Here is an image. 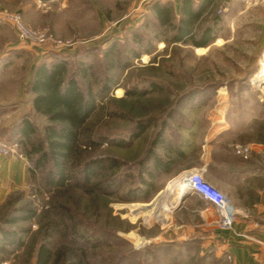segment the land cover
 Masks as SVG:
<instances>
[{
	"label": "rangeland",
	"instance_id": "rangeland-1",
	"mask_svg": "<svg viewBox=\"0 0 264 264\" xmlns=\"http://www.w3.org/2000/svg\"><path fill=\"white\" fill-rule=\"evenodd\" d=\"M151 2L35 0L40 13H31V22L21 11L10 10L21 13L28 26L46 29L55 39L74 43L71 46H56L52 42L30 45L34 68L42 61L65 57L71 73L78 76L85 88L91 85L98 91L105 78L115 80L113 90L98 101L99 108L90 119L89 128L95 139L99 135L109 140L122 139L137 121L154 118V125L130 146L110 144L108 140L87 148L85 155L115 157L124 164H133L146 152L164 120L170 128L166 135L172 143L180 137H189L193 127L196 150L181 160L174 171L160 177L161 189L149 201L132 202L121 197H126V191L136 184L133 177L125 180L124 189L118 193L115 189L114 193L88 192L74 182L67 190L45 188L42 182L45 172L39 170L32 176L29 168L34 162L24 155L25 147L16 148L8 158L26 161V184L6 190L0 181V227L28 232L21 248L9 246L0 250V264L36 263L37 251L44 239L39 230L49 220L60 219L56 217L58 205L68 207L78 228L90 237L88 244H81L90 256V264H187V254L198 255L201 251L197 241L175 243L171 234L174 230L171 221L188 193L179 175L199 162L201 144L213 127L229 123L234 129L236 124L249 121L251 103L255 105L259 89L264 86V81L253 82L262 68L264 45L251 39L254 32L251 26L264 19V10L255 8L243 15L231 14L217 25L219 39L205 47H195L151 42ZM112 43H115L113 50L109 47ZM150 46L153 51L145 52ZM152 83L157 84L158 90L151 91ZM144 89L150 92L140 97L127 95L129 91ZM35 121L37 133L32 141L37 142L46 119L38 116ZM10 129L0 125V138L9 137ZM229 133L231 139L237 137L236 133ZM125 169L123 166L122 170ZM136 174L134 168L131 175ZM6 184L9 183L6 181ZM192 204L199 203L195 199ZM19 207L36 209L40 217L5 224V219L13 217L14 209ZM50 229L53 234L50 242L56 250L64 242L61 236L64 228L59 223ZM173 244H179L178 248Z\"/></svg>",
	"mask_w": 264,
	"mask_h": 264
},
{
	"label": "trees",
	"instance_id": "trees-1",
	"mask_svg": "<svg viewBox=\"0 0 264 264\" xmlns=\"http://www.w3.org/2000/svg\"><path fill=\"white\" fill-rule=\"evenodd\" d=\"M150 7L153 14L151 20L153 36L152 41L150 40L152 43L164 41L172 45L190 44L205 47L217 37L216 29L212 25L197 31L196 24L206 6L198 7L193 0H183L179 17L168 1L153 0ZM212 19L216 22L218 15L213 14ZM135 38L138 39V36ZM141 40L142 37L139 41ZM114 44L109 45L111 50ZM152 48L150 46L145 52L151 53ZM114 83L115 80L108 77L103 80L98 91H94L91 85L85 88L78 76L71 73L68 59L65 57H58L50 62L42 61L35 66L29 90L34 95L35 114L46 119L42 137L37 142L32 141V137L37 133L36 116L31 119L27 115L10 125V136L4 139L17 143V149L25 147L24 155L34 162V166L29 168V173L36 176L39 170L44 171L42 182L45 188L67 190L74 182L84 191L114 193L115 189L118 193L124 189L125 180L133 177L136 184L126 191V197L122 196L121 200L149 201L154 193L161 189L158 183L160 177L174 171L181 160L187 159L196 150L194 143L196 132L193 127L189 131V137H180L178 141L172 143L166 135L170 128L164 120L151 139L146 152L133 164H124L115 157L85 155L87 148L96 147L109 140L105 135H99L95 139L89 122L99 108L98 101L113 90ZM152 85L154 88L151 91L158 90L156 83ZM149 92L148 89L133 90L127 92V95L140 97ZM172 114L171 112L168 117H172ZM153 125L154 118L139 120L127 136L118 140L112 138L109 143L130 146L142 138ZM123 166L126 167L125 170H122ZM134 168L137 174L131 175ZM57 209L56 217L60 219L49 220L39 230L43 233L44 239L39 245L35 264L58 262L90 264V256L81 245L88 244L90 237L84 230L78 228L68 207L58 205ZM38 217L40 214L36 209L19 207L14 209L13 217L5 219V224ZM59 223L64 228L61 233L64 242L54 250L50 242L53 237L50 228L54 229ZM27 232V229L0 227V250H6L9 246L21 248L25 244Z\"/></svg>",
	"mask_w": 264,
	"mask_h": 264
},
{
	"label": "crops",
	"instance_id": "crops-1",
	"mask_svg": "<svg viewBox=\"0 0 264 264\" xmlns=\"http://www.w3.org/2000/svg\"><path fill=\"white\" fill-rule=\"evenodd\" d=\"M167 1L179 17L183 0H162ZM193 2L198 7L206 6L196 24L197 31L212 25L218 39L217 25L224 23L231 14L243 15L255 8L264 10V0ZM10 10L21 11L28 21L31 13H40L35 0H0V125L4 127L27 115L31 119L37 117L33 107L34 95L29 90L34 71V53L30 45L18 40L13 27L4 21L3 14ZM213 14L218 15L216 22L212 19ZM256 24L255 27L251 26V31L254 30L251 39L259 40L257 43L264 45V19H259ZM251 106L249 121L236 124L234 129L227 123L217 125L209 131L199 150V162L191 167L204 169L206 180L230 197L238 215L234 230L222 229L218 224L214 205L200 195L188 192L182 207L176 211L171 221L174 227L171 234L175 243L184 240L200 244L201 251L198 255L187 254V264L190 260L192 264H264V244L246 241L238 235L241 232L248 233L264 242V86L259 89L255 105L251 103ZM229 132L236 133L237 137L231 139ZM238 144L251 146L248 157L237 154L235 146ZM26 164L23 158L4 157L0 160L3 189L11 190V187L26 184ZM183 167L180 169H184ZM195 199L198 205L192 204ZM176 206L178 204L174 205ZM178 245L173 244L175 248Z\"/></svg>",
	"mask_w": 264,
	"mask_h": 264
},
{
	"label": "built area",
	"instance_id": "built-area-1",
	"mask_svg": "<svg viewBox=\"0 0 264 264\" xmlns=\"http://www.w3.org/2000/svg\"><path fill=\"white\" fill-rule=\"evenodd\" d=\"M151 1L153 0H142V3L148 4ZM3 19L13 27L18 40L23 43L33 46H42L49 42L56 46H71L74 44L72 41L55 39L46 29L28 26L19 12L6 11L3 14ZM17 147V143H11L4 138H0V160L10 156ZM235 150L237 154L248 157L251 146L249 144H239L235 147ZM181 180L187 184L190 192L200 195L214 205L218 214V224L222 229H235V221L238 215L236 207L225 192L206 180L203 168H191L184 171ZM238 235L246 241L264 244L262 239L251 234L241 232Z\"/></svg>",
	"mask_w": 264,
	"mask_h": 264
},
{
	"label": "bare ground",
	"instance_id": "bare-ground-1",
	"mask_svg": "<svg viewBox=\"0 0 264 264\" xmlns=\"http://www.w3.org/2000/svg\"><path fill=\"white\" fill-rule=\"evenodd\" d=\"M264 81V57H263V61H262V68L261 70L256 74L255 78H254V81L255 83H260ZM181 175L182 173L179 175L180 179H181ZM182 181V180H181ZM182 186H183V189L185 190V192H189V188L187 186V184L185 182L182 181Z\"/></svg>",
	"mask_w": 264,
	"mask_h": 264
},
{
	"label": "water",
	"instance_id": "water-1",
	"mask_svg": "<svg viewBox=\"0 0 264 264\" xmlns=\"http://www.w3.org/2000/svg\"><path fill=\"white\" fill-rule=\"evenodd\" d=\"M183 200H184V198H183Z\"/></svg>",
	"mask_w": 264,
	"mask_h": 264
}]
</instances>
